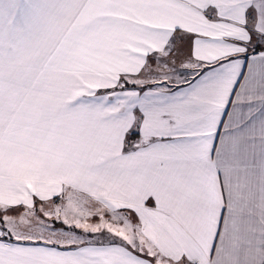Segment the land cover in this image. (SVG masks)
I'll list each match as a JSON object with an SVG mask.
<instances>
[{
    "label": "snow or ice",
    "instance_id": "1",
    "mask_svg": "<svg viewBox=\"0 0 264 264\" xmlns=\"http://www.w3.org/2000/svg\"><path fill=\"white\" fill-rule=\"evenodd\" d=\"M0 264H264V0H0Z\"/></svg>",
    "mask_w": 264,
    "mask_h": 264
}]
</instances>
